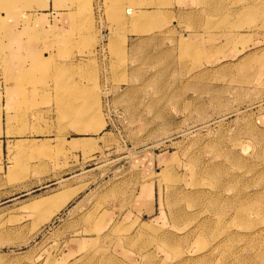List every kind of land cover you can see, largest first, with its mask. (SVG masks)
<instances>
[{
	"label": "rangeland",
	"instance_id": "1",
	"mask_svg": "<svg viewBox=\"0 0 264 264\" xmlns=\"http://www.w3.org/2000/svg\"><path fill=\"white\" fill-rule=\"evenodd\" d=\"M103 1L0 0V264H264V0Z\"/></svg>",
	"mask_w": 264,
	"mask_h": 264
},
{
	"label": "crops",
	"instance_id": "2",
	"mask_svg": "<svg viewBox=\"0 0 264 264\" xmlns=\"http://www.w3.org/2000/svg\"><path fill=\"white\" fill-rule=\"evenodd\" d=\"M42 2V1H41ZM43 3H46L47 4V6L48 7H52V3H53V0H46V2H43ZM47 6H45V7H47ZM101 8H105V6H104V1L103 0H101ZM160 8H171V7H160ZM29 51V53H31V54H37L38 53V51H39V46L37 45V44H34L33 43V45H31V46H29V48H27V52ZM76 163V161L74 160V162H73V164H75ZM70 179H73V177L71 176V177H69V178H67L66 180H70ZM55 180V179H54ZM54 180H48V182H49V185L51 186V185H55V184H57L58 182H53ZM65 179H61V181H64ZM77 187V185L76 184H72V185H70L69 187H67V188H76ZM66 189V188H65Z\"/></svg>",
	"mask_w": 264,
	"mask_h": 264
},
{
	"label": "bare ground",
	"instance_id": "3",
	"mask_svg": "<svg viewBox=\"0 0 264 264\" xmlns=\"http://www.w3.org/2000/svg\"><path fill=\"white\" fill-rule=\"evenodd\" d=\"M74 194H72L71 196H73ZM70 196V197H71ZM53 203V202H55V200H53V199H48V200H44V201H42V202H37V205L39 204V206H44V205H47L48 203Z\"/></svg>",
	"mask_w": 264,
	"mask_h": 264
}]
</instances>
